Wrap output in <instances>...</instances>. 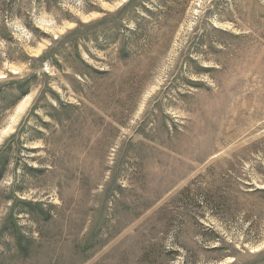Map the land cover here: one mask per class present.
<instances>
[{
  "label": "rangeland",
  "instance_id": "rangeland-1",
  "mask_svg": "<svg viewBox=\"0 0 264 264\" xmlns=\"http://www.w3.org/2000/svg\"><path fill=\"white\" fill-rule=\"evenodd\" d=\"M0 264H264V0H0Z\"/></svg>",
  "mask_w": 264,
  "mask_h": 264
},
{
  "label": "trees",
  "instance_id": "trees-1",
  "mask_svg": "<svg viewBox=\"0 0 264 264\" xmlns=\"http://www.w3.org/2000/svg\"><path fill=\"white\" fill-rule=\"evenodd\" d=\"M141 8H144L143 5L140 6Z\"/></svg>",
  "mask_w": 264,
  "mask_h": 264
}]
</instances>
